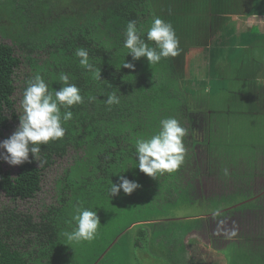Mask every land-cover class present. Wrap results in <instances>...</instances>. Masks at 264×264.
Here are the masks:
<instances>
[{
	"label": "trees",
	"instance_id": "trees-1",
	"mask_svg": "<svg viewBox=\"0 0 264 264\" xmlns=\"http://www.w3.org/2000/svg\"><path fill=\"white\" fill-rule=\"evenodd\" d=\"M238 1L0 0V29L4 36L11 37L10 44L0 43V138L10 129V120L19 122L23 91L27 81L36 74H40L49 85V91H53L62 87L59 82L60 74L67 73L69 82L74 83L84 97L83 104L71 108L73 117L63 124L66 129L64 137L41 145L40 159L45 161L42 167H39L38 161L30 153L31 162L18 165L17 172L12 176L10 171L3 169L0 159V194L13 201H27L42 190L46 171L69 159L71 153L77 154L75 160L69 161L68 166L58 167L57 171L60 173L52 181L56 190L55 203L46 206L43 214L30 215L8 207L0 212V264H105V258L116 244L114 239H105L104 232L108 227L109 217L118 220L143 209L157 210L165 203L175 204L178 196L186 194V198L190 200L187 205L201 202L193 200V195L188 193L194 189L193 182L196 179L192 180L193 185L187 182V187L182 186L185 194H181L180 190L168 185L169 178L177 177V170L157 178L141 173L135 167V142L158 132L161 119L176 118L187 130L184 137L188 144L185 161L192 158L193 172L199 180V176L205 175L204 172L201 174L202 164L207 168L209 162L213 168L214 164H218L212 160V157L214 159L219 154L216 149L223 148L226 162L232 155L229 146L235 144V137L223 136L219 129L221 114L240 115L241 108L250 112H264V86L255 83V75L249 76L246 73L248 85L244 89L247 96L245 99L241 91L230 93L229 98H216L226 90V85L223 90L220 89L223 85H219L220 80L217 82L218 76H214L216 79L201 94L194 93L188 88L190 85L183 79L180 80L184 75L186 55L192 49L191 46L206 45V28L212 33L210 22L214 17L215 20L220 19V22L225 20L224 23L229 25L228 29L231 31L237 28L238 22L235 24L232 17L245 12H242V7L235 6ZM60 2H65L63 9L59 8ZM254 2L258 4L259 0ZM254 2H251L250 10L249 6L246 7L249 15H255ZM159 10L161 14L158 17L171 23L176 32L179 54L151 66L146 58L132 61L131 56L126 55L127 49L123 47L127 23L136 21L138 29L146 36L147 29ZM209 12L212 16H209ZM256 34L258 33H251ZM239 38L243 40L245 36L241 35ZM79 47L88 50L90 63L100 69V79L80 67L79 58L75 56ZM242 51L243 49L237 52L234 60H242ZM124 60L134 63L135 69L121 66ZM25 62L29 66V72L21 79L20 93L16 100V71ZM231 65V69L238 75L235 79L238 81L241 73L246 72L245 63L241 61L245 69L240 68L239 63L232 62ZM178 70L182 76H179ZM112 91L120 97V103L108 106L105 100ZM216 92L219 94H215ZM89 97L96 99L90 101ZM16 104L18 108L14 109ZM198 104L204 105L208 110L206 117L211 119L216 115L220 119L218 124L209 121L207 128L199 136L196 135L195 124L203 119V115L198 116L201 113ZM211 128L215 138L212 137ZM197 146L201 150H207V160L202 164L195 152ZM228 169L226 167L216 172L223 178L232 177L228 175ZM207 172L211 175L213 171L208 168ZM120 175L136 181L140 187L131 195H126L121 190L119 195L110 198L109 185L111 182L118 183ZM253 193V189L245 193H240L237 189L227 194L222 193L217 196L220 197L217 204L215 200L211 201L214 207H208L211 198L202 199L206 202H201L203 207L206 212L209 211L203 214L211 218L212 213L219 209L220 215L216 217L221 219L240 216L247 211L263 213L264 198L254 196ZM164 195L171 198L174 195L175 198L160 203ZM223 195L231 196L225 199L227 204L222 201ZM78 206L94 210L101 227L93 241L70 244L64 233L75 227L72 216ZM201 218L203 217L200 215L179 220L142 217L131 220L115 237L118 236L120 245L127 242L128 247L148 255L162 253V257L165 255L168 258H165L167 264H180L182 261L183 264H207L212 257H206L207 262L185 259V245L182 242L174 250L158 240L164 235L176 238L177 232L180 233L177 235L179 237L186 236L191 231L202 228ZM226 250L228 248L222 253L218 252L222 259L217 264H249L228 255ZM261 259L264 262V257ZM253 264L259 262L256 260Z\"/></svg>",
	"mask_w": 264,
	"mask_h": 264
},
{
	"label": "rangeland",
	"instance_id": "rangeland-1",
	"mask_svg": "<svg viewBox=\"0 0 264 264\" xmlns=\"http://www.w3.org/2000/svg\"><path fill=\"white\" fill-rule=\"evenodd\" d=\"M251 2H254V0H239L238 3L235 4L236 7H242V12H245L241 14L240 17H237L238 20L241 19V21H235V24L237 22L238 24L236 25L237 30H233V34L239 35L241 33L243 37L245 36V38L248 40H254V42H250L243 51V56H245V58L249 57L254 59L256 56L261 62L248 63L247 65L249 68L246 70V72L241 73V78L238 81L235 80L238 76L237 73L232 70L227 63H220L219 61V59L224 57L219 51V47L222 46L220 42L223 41L222 39L229 32H231V30L228 29L229 25L224 23L225 20H221L220 22V19H216L219 20L216 22L214 17V20L210 22L211 24L215 22L212 26L213 35L210 30L206 28V45L196 47L191 46L192 49H190L189 54L186 55L183 64L184 75H180L178 70L179 76H182L180 80L183 79L188 85H190L188 88L194 93L201 94L203 93L202 91H206L209 86V81H214L216 79L214 76H218L217 82L220 80L219 85H223L220 86L221 90H223L226 85L225 91L220 94L219 92L215 93L219 94L216 96V98L225 96L229 98L228 96L230 93H238L241 91L242 96H244L243 99H245L247 96L244 92V89L248 85V81H246L247 74H249V76L255 75V83L264 86V16H259L256 19H253L249 16ZM58 4L59 8L63 9L65 2H60ZM254 4V14L264 15V0H259L258 4L255 2ZM246 7L249 8L248 11H246ZM158 14H161L160 10L159 12H156L157 17ZM152 16L154 17V15ZM248 17H250V19ZM248 21H251L252 24L257 25L259 29H254L250 26L248 27L246 25V22ZM255 31L258 33L256 34L259 35L258 37H256V35H251V33ZM245 38L243 39L244 41H246ZM217 39L222 41H217ZM1 42L10 44L11 37L4 36L2 30L0 29V43ZM235 45L240 46V42L239 40L237 41V39L232 38V40H230L226 45V48H234ZM209 51H211V53ZM210 56L212 57L211 62ZM28 72L29 66L26 62L24 64L21 63V66L16 71L17 78L15 82L17 85V90L14 95L16 100H18L20 93L19 85L21 79ZM247 79L250 80L249 78ZM199 100L201 99L199 98ZM243 102L247 105L246 101ZM198 105L201 109V113H199L198 116L202 117L203 115V119L201 121L198 120L195 124L197 131L196 135L199 136V133L207 128V123L209 121H212V124H218L220 119L219 116L216 115H213L211 119H209L205 116L208 110L205 109L204 105ZM17 108L18 105L16 104L14 109ZM226 110L227 106L224 108V111ZM241 111L242 114L236 116L227 115L225 113L221 114L222 123L220 124L219 129L222 130L223 136L228 138L230 135H232L235 137V144H231V146H229L232 155L228 157V161L226 162L223 148L216 149L219 154L215 156L214 159L212 157V160L213 162H218V164H214L215 168H213L209 162L208 168L212 169L213 171L212 174L209 175L207 172L208 168L202 164L203 161L207 160V150L206 148L201 150L197 146L195 147V152L197 153L196 155L200 164H202L201 174L204 172L205 175L199 176V180H197L192 168L194 163L192 158L188 162H186V159H184V163L179 169H177V177L169 178L168 185L170 187L180 190L181 194H185L183 187H187L186 183L188 182L189 185L194 184V189L188 191L189 195H193V200L201 201L203 204H206V202L202 199L211 198L208 202V207H214V205L211 204V201L215 200L217 204L220 198L217 196L221 195L222 193L227 194L235 189H237L240 193H245L247 190L253 189L254 196H258L261 199L264 198V112H250L245 108H241ZM8 116H10L9 113ZM18 125L19 122L10 120V129L8 132L4 133L2 138H0V142L9 138L16 130ZM211 133H213L212 137L215 138L212 128ZM202 134L203 133L201 132V135ZM183 142L186 149L188 144L186 140ZM2 151L6 150H0V152ZM81 153L82 152H80V154ZM186 155L187 153L185 156ZM190 156H192L191 152ZM76 157V153H71L69 159L63 160L56 167L46 171L44 173L42 190L31 200L13 201L0 194V212H2L5 207H8L10 210L17 209L24 213H29L30 215H37L38 213L43 214L46 211V206L55 203L56 190L52 181H55L58 174L60 173L57 171L58 167L60 165L68 166L69 161H72V159L75 160ZM0 159L2 161V167L4 170L10 171L11 175L14 176L17 172L18 165L11 166L2 158ZM226 163L229 165H226ZM226 167H229L228 170L230 171L228 172V175L232 177L223 178L216 172ZM194 179L196 180L192 184V180ZM186 195L178 196L176 198L177 201L175 204L165 203L157 210L143 209L141 212H136L133 215L129 214L128 216L122 217L118 220H114L109 217L108 227L104 232L105 239L107 241L114 239L113 242L116 241V244L111 249L110 255L105 258V264H167L165 262V258L167 257L165 255L162 257V253L158 255L151 253L148 255L144 252H140L138 249L134 250L133 247H128L127 242L125 245H120L118 236H115L119 234L121 228H124L133 219L149 217L151 219L179 220L188 218V216L195 217L197 215L203 217L201 218V223L203 224L202 228L200 227L199 229H195L186 236L179 237L177 235H180V233L177 232L176 238H171V235H164L162 238L159 237L158 240H162L166 247H170L169 249L174 250L179 247L180 242L184 243V252L186 253L185 259H190L191 262H207L206 259L210 257V252L213 253L214 251L219 250L220 253H222L221 251H224L228 248V250H226L229 252L228 255L238 259L240 262H248L249 264H253L257 260L259 264H264L261 259V257H264V218L260 217L262 213L256 211H247L241 213L240 216L235 215L232 218L227 216L223 219H218V217L214 218L213 215L210 218L209 215L203 214L209 211L206 212V209L203 207L201 202L187 205L190 200L186 198ZM224 196L225 195H223V197ZM228 197L231 198V196ZM228 197L222 198L223 203H225L224 201ZM174 198V195L173 198H171L169 195H164V198H162V200L159 202L164 203L168 199L173 200ZM233 229L236 230V235L232 238H228L226 233ZM205 257L207 258L205 259ZM218 262L219 261L216 258H212L210 262H207V264H217ZM180 264H183V261Z\"/></svg>",
	"mask_w": 264,
	"mask_h": 264
},
{
	"label": "clouds",
	"instance_id": "clouds-1",
	"mask_svg": "<svg viewBox=\"0 0 264 264\" xmlns=\"http://www.w3.org/2000/svg\"><path fill=\"white\" fill-rule=\"evenodd\" d=\"M123 47L127 49L126 55H130L132 61L146 58L150 66L158 64L162 59L175 57L180 51L179 40L172 24L160 17L152 20L146 36L138 29L136 21H129L124 32ZM75 56L79 58L81 68L94 73L96 78L100 79V69L90 63L86 48L79 47ZM121 66L135 69L134 63L125 60ZM59 82L62 84L59 90L49 91V85L40 74L27 81L20 101L22 114L19 117V125L9 138L0 142V150H6L0 152V158L9 165L31 162V153L32 158L38 161L39 167H42L45 161L40 159L41 145L64 137L66 129L63 124L72 119L71 108L83 104L84 97L80 89L69 82V74L61 73ZM95 99L96 97H89L90 101ZM105 103L108 106L118 105L120 97L115 91L109 92ZM186 134L187 130L176 118L161 119L158 132L136 140L135 167L152 178L175 172L184 163L186 149L183 141ZM139 187L136 181L120 175L118 183H110L108 195L113 198L119 195L121 190L124 194L131 195ZM212 215L219 216L220 210H215ZM72 220L75 227L64 233L70 244L91 242L98 235L101 224L94 210L78 206ZM226 235L232 238L236 235V230L233 229Z\"/></svg>",
	"mask_w": 264,
	"mask_h": 264
},
{
	"label": "crops",
	"instance_id": "crops-1",
	"mask_svg": "<svg viewBox=\"0 0 264 264\" xmlns=\"http://www.w3.org/2000/svg\"><path fill=\"white\" fill-rule=\"evenodd\" d=\"M208 2H209V0H208ZM208 9L210 10V4L208 5ZM210 13V12H209ZM210 16H212V14L210 13L209 14ZM241 15H234L233 17H232V20H234V21H236V20H238V18L237 17H240ZM251 18H253V19H256V18H258L259 16H264V15H258V14H255V15H253V14H251V15H249ZM250 17H248L249 19H250ZM244 19V18H243ZM249 19H247V20H249ZM238 21H241V19L240 20H238ZM246 25L247 26H249V25H251L254 29H259V27L257 26V25H254V24H252L251 23V21H248V22H246ZM210 26L212 27L213 26V24H210ZM251 27V28H252ZM236 30H237V28H236ZM256 32V31H255ZM255 32H253L252 34H254ZM257 33V32H256ZM241 33L239 34V35H234L233 34V31H231V32H229L222 40H218V41H222V42H220L221 44H222V46H220L219 47V51L223 54V58L222 59H219V61H220V63L222 62V63H227L228 65H229V67L230 68H233V66L231 65V63L232 62H234V63H239V65H240V68H244L245 69V67L248 69L249 68V66L247 65L248 63H257V62H261L260 61V59L259 58H257L256 56H255V59L254 58H249V57H247V58H245V56H243V58H242V60H240L239 62L235 59L234 60V57L237 55V52H239L241 49H243V51L246 49V47L248 46V44H249V42H248V40H246V41H244V40H242V39H240L239 37H241ZM232 38H234V39H237V41L239 40V42H240V46H236L235 45V47L234 48H226V45L228 44V42L230 41V40H232ZM223 47H225V48H223ZM215 51H216V49H215ZM242 51V54L244 53ZM210 53H211V51H209ZM212 61V57L210 56V62ZM241 61H242V63H245V67L243 66V65H241ZM210 69H211V67H210ZM247 69H245V70H247ZM257 77V76H256ZM211 80L209 81V85L211 84ZM264 193V192H263ZM261 218H264V212L262 213V215L260 216ZM219 252V250L218 251H214L213 253H211V255H210V257H212V258H216L218 261L220 260V259H222V255L220 254V253H218Z\"/></svg>",
	"mask_w": 264,
	"mask_h": 264
}]
</instances>
